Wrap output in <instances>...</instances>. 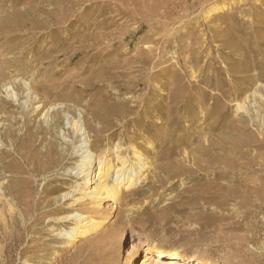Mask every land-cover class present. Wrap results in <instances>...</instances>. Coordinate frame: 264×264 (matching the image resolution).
<instances>
[{
  "label": "rangeland",
  "instance_id": "obj_1",
  "mask_svg": "<svg viewBox=\"0 0 264 264\" xmlns=\"http://www.w3.org/2000/svg\"><path fill=\"white\" fill-rule=\"evenodd\" d=\"M89 137L149 170L70 244L55 219L75 213L62 195ZM156 248L264 264V0H0V264H143Z\"/></svg>",
  "mask_w": 264,
  "mask_h": 264
},
{
  "label": "bare ground",
  "instance_id": "obj_2",
  "mask_svg": "<svg viewBox=\"0 0 264 264\" xmlns=\"http://www.w3.org/2000/svg\"><path fill=\"white\" fill-rule=\"evenodd\" d=\"M222 9L221 6L213 7L208 15H212ZM243 108L244 106L240 104L239 109L242 111ZM71 128L78 136H81L80 134L83 129L85 134H90L87 127L85 125L82 127L78 120H74L71 123ZM82 156H84L82 158V182L78 184L75 190L62 195L65 203H69L70 208H75V213H66L55 219V223L57 224L74 223V226L70 230L56 234L63 239H67L70 244H73L78 239H87L89 236L102 230L108 219L113 215V212L116 209L118 210L119 206L128 196L126 193L139 184L149 170L148 163L145 162L143 154L136 148L133 149L132 156L134 161L132 162L118 151L114 154L107 151L97 153L94 150L93 141L90 137L88 152H84ZM167 253L163 249L156 248L153 250V255H157L153 257L155 258V262L153 260L150 263V254L148 253L143 264H176L165 263L159 260L160 257L165 256ZM170 254L172 257L180 256V253L177 251ZM183 258L185 260L179 264L194 262H198V264H213L210 261H194L191 257L183 256Z\"/></svg>",
  "mask_w": 264,
  "mask_h": 264
}]
</instances>
